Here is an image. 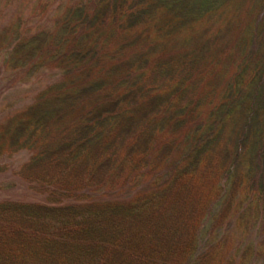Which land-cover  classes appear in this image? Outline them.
<instances>
[{
  "label": "trees",
  "instance_id": "1",
  "mask_svg": "<svg viewBox=\"0 0 264 264\" xmlns=\"http://www.w3.org/2000/svg\"><path fill=\"white\" fill-rule=\"evenodd\" d=\"M245 1L0 0L1 72L25 83L6 149L44 196L0 200V264H264V0L229 36Z\"/></svg>",
  "mask_w": 264,
  "mask_h": 264
},
{
  "label": "rangeland",
  "instance_id": "2",
  "mask_svg": "<svg viewBox=\"0 0 264 264\" xmlns=\"http://www.w3.org/2000/svg\"><path fill=\"white\" fill-rule=\"evenodd\" d=\"M246 3L243 4L242 13L240 14L239 18L236 19V23L233 25V30L230 32L229 36L231 34L235 33L234 26L237 24L239 20L243 22L244 18L247 15V8L249 1H245ZM238 24H240L238 22ZM4 34L0 35L1 40L4 41ZM0 40V47L2 46V42ZM6 44V42H4ZM15 75V74H13ZM7 74L1 72L0 67V113H1V107L3 106H10L11 104H14L10 102L7 104V101L3 103V100L5 99V94H3L7 88L12 89V94H17V106H23L20 105V102L23 100L20 98L22 97V91L21 89L24 87V82H19L16 84V78L10 77V75L6 78ZM11 85L10 87L7 85ZM15 87V88H14ZM3 90V91H1ZM14 97V96H13ZM19 100V101H18ZM14 106V105H11ZM5 111V110H4ZM3 111V112H4ZM10 125V120L4 119V115L0 114V200H12V201H18V202H40L43 201V194L38 193L37 191L31 189L33 185L27 181L28 179L26 176L30 171H28V168L33 167V165H24L22 164L28 155H30L29 150L23 149V148H15L17 151L15 154H9L7 152V147L11 148V141L8 140L7 133H6V127ZM2 146H5L1 148ZM16 147L13 145V148ZM12 149V148H11ZM29 152V153H28ZM26 178L27 180L23 179ZM229 235H226L224 238V243L222 246L223 251H227L231 246H234L238 240H241V236L239 232H236V230H239L237 226H230ZM252 236V233L249 234ZM245 237V236H244ZM246 239H243L245 241ZM259 240H261V236L259 237Z\"/></svg>",
  "mask_w": 264,
  "mask_h": 264
}]
</instances>
